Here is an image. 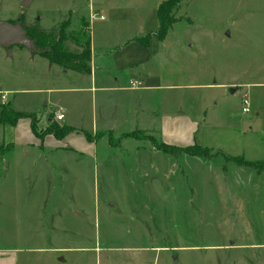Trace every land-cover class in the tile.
<instances>
[{
	"label": "rangeland",
	"instance_id": "1",
	"mask_svg": "<svg viewBox=\"0 0 264 264\" xmlns=\"http://www.w3.org/2000/svg\"><path fill=\"white\" fill-rule=\"evenodd\" d=\"M163 1L40 0L15 12L7 9L10 0H0V19L45 30L70 20L71 52H83L75 40L84 41L81 22H87L93 52L124 51V60L139 63V72L132 67L121 76L125 87L139 73L175 84L163 111L188 113L199 123L195 140L210 149L206 159L159 149L165 143L160 116L156 132L97 131L117 115L126 118V111L114 109L117 102L129 109L140 100L150 112L159 92L142 99L129 91L95 97L92 89L75 91L89 88L91 79L39 58L0 57V96L10 90L21 110L48 101L59 108L47 114L55 121L67 106L96 142L76 129L81 138L73 135L47 151L34 141L28 120L14 131L0 125V148L10 145L8 131L15 142L5 156L7 171L0 168V224L9 225L7 215L17 222L12 239L4 233L0 244L17 247L18 264H264V0H181L175 23L160 39ZM100 2L107 5L103 19L93 16L97 8L88 9ZM99 68L98 74L106 71ZM245 95L249 112L243 111ZM148 115L118 128L140 129L149 125ZM47 116L36 115L42 133ZM234 156L255 166L239 165L229 159Z\"/></svg>",
	"mask_w": 264,
	"mask_h": 264
},
{
	"label": "crops",
	"instance_id": "2",
	"mask_svg": "<svg viewBox=\"0 0 264 264\" xmlns=\"http://www.w3.org/2000/svg\"><path fill=\"white\" fill-rule=\"evenodd\" d=\"M40 0H10V5L7 7V9L10 10H15V12H17L18 8H23V9H31L32 5L34 4H38ZM101 4L98 5H94L90 3V6L88 7V9L92 12L94 10V8H97V12H95L94 14L98 13V16L96 17H100L103 16V18H105V15L103 14V12L107 9V5L104 4L103 2H100ZM71 7V5H70ZM96 10V9H95ZM31 15H36L33 13H30ZM94 16V15H93ZM84 18V17H83ZM102 18V19H103ZM34 19V17H33ZM3 22H11L9 21V19H0V21ZM35 20L39 23L40 20L37 19V17L35 16ZM14 23V22H11ZM29 24V23H28ZM56 24L54 21L48 23L49 26ZM71 24V23H70ZM80 24V23H79ZM48 30V29H46ZM2 47V46H0ZM4 48V47H3ZM5 50L2 51L0 50V57L1 59L3 58V60H7V58L14 56L15 54H21L22 56H24V58L27 59H35V58H39L42 61H47L50 64L51 68L52 66L57 67V69L59 71H62L66 74H75L77 76L80 77V79H91V83L89 84V88H86L87 85H83L81 88L76 89V92L79 93H83L84 91H89V89L93 90V95H95V97H97L99 92H107L106 95H102V97L110 95L112 93H119L120 91H129L132 94H136L138 98H141L145 95L151 94V95H155L156 93H160L162 98L161 100H157V104L158 107L156 109H151L150 112H148L150 109L148 107L147 104H145L144 102L137 100L135 101V104L133 106V108H127V106L125 104H121L120 103H116L114 106L115 110H122V111H126V118H120L118 117L119 115H117L114 119L113 122L110 124H105V125H96V129L97 131H113L115 133H118L119 135H123L135 130H146L149 132H156L155 129V123L157 122L158 116L161 117L160 122L162 123V127L160 128V130H162V135L161 139L163 140V142H165L166 144L169 145H173V146H178V147H186V146H191L194 144H198L197 141L195 140V133L198 131L199 129V123L196 122L195 120L192 119V117L186 113L184 110H178V107L176 108V110L174 111V113L172 115H168V113L164 110L163 108L168 105L167 102V97H172L173 95L176 94V92L174 91L176 88V85L171 83H162V82H158V83H154L153 79H151L150 75H145L142 73H139V77L136 79H130L128 82V86L125 87L123 85H121V76L126 73H128V68L132 67H136V71L139 72L140 69V65L138 62H131V60H124L123 58L126 56V54L128 52H124V51H119V52H113L110 51L109 54L103 53V54H97L95 52H93L92 50V42H91V61H90V66H91V71L90 73H84V72H79V71H75V70H71V69H64L62 66L56 64V63H51L50 60L39 54V53H33L34 51L22 46V45H14L11 47L10 51L7 48H4ZM107 55V56H106ZM136 56V55H135ZM107 57V58H106ZM106 59V60H105ZM131 65V66H130ZM100 66H105L106 70L104 72H102L101 74H98V71H102V68H99ZM117 68V69H115ZM130 70V69H129ZM156 79V78H155ZM136 82V85L134 86L132 83ZM216 82V81H215ZM217 84V83H215ZM224 83H220L217 85H223ZM5 94L8 92V95L6 94V101H12V105L10 104L9 107H11L14 111H20V112H26V113H31V114H36L38 117L41 118L42 116L46 115L51 112H54V110H58V107H54L52 105V103L50 102H45L40 108L38 109H18L15 106V98L16 96L11 94L10 90H5L4 91ZM3 94V93H2ZM1 94V95H2ZM165 95V98H163V96ZM126 96V95H123ZM0 105H5L2 103V99L0 96ZM14 107V108H13ZM64 111V119L61 120L62 122H58L62 125H68L69 127L74 128V131L69 132L66 137H64V139H57L56 137H54V135L52 134H48L46 136H44L43 139H41L40 137H38L35 132V137L34 141L38 142L40 144V147L42 149L45 150H49L51 151L52 149L55 148H59L58 146H60L59 144L61 143V141H68V139L73 136V135H78V133L80 131H83L84 129L81 128L79 126V124L75 123L74 119L71 117L70 114V110L68 109L67 106H62L61 107ZM128 109V110H127ZM147 112L149 115L146 119L147 124L146 125L143 122V125L141 126L140 129H128V131H121V129H119L120 127V123H122L123 121H126L127 119L131 118L132 116H134L135 118H138V116L141 113ZM170 113H172V110H170ZM28 120L30 122V124L32 125V120L30 117H22L18 120V122L15 125L9 126L11 127V131L15 130L17 124L19 123L20 120ZM181 120V121H180ZM55 121L53 118V114H50L46 117V123L47 126H49V124ZM145 121V122H146ZM181 122V124L179 123ZM0 125L2 126L4 131L8 130V125L4 126L0 123ZM119 127V128H118ZM76 129L80 130L77 131ZM95 129V128H94ZM8 133L11 135V142L10 145L6 146L5 148H0V168H1V172L3 171V169L5 171H7V158L5 157L6 155L8 156L9 153H12V151L15 149V142H14V137L12 136V132ZM95 131V132H97ZM80 135V134H79ZM78 135V138H81ZM89 143L92 144V141L90 142V140L86 139ZM94 143H96L95 141H93ZM45 144L47 146L50 147H45ZM199 145V144H198ZM201 146V145H200ZM203 147V146H202ZM209 148V147H208ZM65 149H69L70 151H75L77 152L78 150H76V148L67 145L65 146ZM188 155V154H187ZM189 157H191L192 155H188ZM193 157H200V156H193ZM236 157V156H234ZM204 159H206L205 157H203ZM228 158V157H227ZM232 158V157H231ZM233 162V161H232ZM223 170H226V166L224 169V166L222 167ZM263 172V171H262ZM5 183V179L2 178L0 180V184ZM2 199L0 198V206L2 207ZM0 216L2 217L3 214L1 213ZM10 216V223L9 225H7L6 227H4L3 222L2 224H0V240L1 238H3L4 236H6L4 233L8 234L6 237H9L12 239V234H13V216L12 215H7ZM14 225H17V222H14ZM3 244V243H2ZM0 264H18V249L16 246H10V245H1L0 244Z\"/></svg>",
	"mask_w": 264,
	"mask_h": 264
},
{
	"label": "trees",
	"instance_id": "3",
	"mask_svg": "<svg viewBox=\"0 0 264 264\" xmlns=\"http://www.w3.org/2000/svg\"><path fill=\"white\" fill-rule=\"evenodd\" d=\"M181 0H164L157 9V16L159 21V33L158 37L163 39L168 29L175 23L173 13L180 4ZM82 31L83 33V42H80L79 39H76V44L81 47L83 52H71L68 47V40L71 39L68 37V25H70V20L62 22L60 25L52 28L51 30L42 29L38 24L32 26H26L23 23L21 25L25 29L26 35L34 42V52L39 53L47 57L51 63H56L62 66L64 69H71L79 72L90 73L91 66V40L90 37L86 35V30L88 29L89 24L82 21ZM22 117H30L32 120V127L35 134L43 138L45 135L52 134L57 139H63L69 132L74 131L72 127L62 125L57 121H52L48 127H46L45 132H40L37 130V119L35 114L14 111L11 107L1 105L0 109V123L4 126L15 125L18 120ZM86 138L90 141H93L90 133L83 130ZM159 149H162L165 152L170 154L174 153H184L192 156H200L205 158H210L209 148L202 147L198 144H194L186 147H178L162 143L159 146ZM235 163L244 166H255L254 161L246 160L243 157H232L229 158Z\"/></svg>",
	"mask_w": 264,
	"mask_h": 264
},
{
	"label": "water",
	"instance_id": "4",
	"mask_svg": "<svg viewBox=\"0 0 264 264\" xmlns=\"http://www.w3.org/2000/svg\"><path fill=\"white\" fill-rule=\"evenodd\" d=\"M14 45H22L32 51L34 50V42L26 35L21 23L0 21V46L10 51Z\"/></svg>",
	"mask_w": 264,
	"mask_h": 264
},
{
	"label": "built area",
	"instance_id": "5",
	"mask_svg": "<svg viewBox=\"0 0 264 264\" xmlns=\"http://www.w3.org/2000/svg\"><path fill=\"white\" fill-rule=\"evenodd\" d=\"M94 16H96V14H94ZM100 17L103 18V16H100ZM132 84L135 86L136 82H133ZM1 99H2V103L5 104L6 103V94L5 93H3L1 95ZM243 104H244L243 111L249 112L251 110L250 109V101H249L248 96H246V95L243 96ZM64 117H65L64 111L63 110H59L58 113L56 114V119L58 121H61V120L64 119Z\"/></svg>",
	"mask_w": 264,
	"mask_h": 264
}]
</instances>
